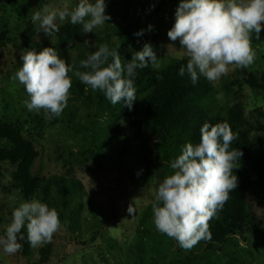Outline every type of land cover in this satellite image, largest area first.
Instances as JSON below:
<instances>
[{"label":"trees","instance_id":"trees-1","mask_svg":"<svg viewBox=\"0 0 264 264\" xmlns=\"http://www.w3.org/2000/svg\"><path fill=\"white\" fill-rule=\"evenodd\" d=\"M56 24L60 30L54 32L58 42L55 49L69 64L66 52L82 48L83 30L78 24H72L70 18ZM141 30V27L133 22L119 26L115 30L123 63L130 61L133 54L142 50L146 43H150L158 55L160 33L155 30L143 31L142 35H136ZM10 32L11 30L0 34V41L7 40L6 45L11 43ZM30 36L29 31L28 37L25 36L26 41ZM102 44H107L110 49L114 47L108 42ZM98 48L91 47L88 52L69 64L73 67V72L69 74L72 79V99L87 106L84 119L76 106L66 107L62 113L61 119L67 123L72 134L81 137L85 144L84 149H81V156L76 157L75 162L85 163L95 159L102 165L104 160H109L117 167L116 160L127 156L129 151L136 150L139 155L136 158L137 162L144 159L145 165L139 182L149 184L154 179H164L172 174L171 162L181 154L186 143L199 142L200 128L205 122L212 125L228 122L232 131L238 134V139L231 147L243 153L240 161H237L239 167L233 173L238 177V187L230 193V199L219 210L217 218L210 221L211 238L201 240L197 244L204 245L203 255L196 254L197 258L204 262L195 260L194 252H191L192 256L186 257L183 252L185 249L178 246L169 264H247L239 257L237 250L230 255L232 262L220 260L215 263L212 262V256L219 251L227 254L225 248L228 245L236 247V237L245 239L250 234L264 235L263 219L256 212V206L264 202V110L258 108L248 117L244 99H236L242 96L243 87H248L264 100V71L259 74L250 73L242 78L243 83H240V80L225 78L222 82L223 95L232 99L231 103L220 100L214 81L200 75L193 84L187 72L183 76L179 75V69L186 68L188 57H172L170 62L159 70L153 68L149 61L148 67L137 69L134 78L136 101L129 110L123 101L112 104L103 92L93 91L74 75L76 70L86 71L79 67L80 61L87 59ZM234 86L239 87V90L234 91L232 89ZM31 112L28 111L31 125L43 128L44 117ZM103 118L112 121L103 127L98 123ZM99 133H102V141L96 138ZM151 141L154 148L150 146ZM114 145H118V148ZM38 157L35 142L26 135L24 125L0 116V164L9 165L13 169L11 175L13 190H9L14 192L11 201H15L14 204L0 198V224L8 225L13 210L21 202L30 201L35 197L50 208H55L61 223L77 232L79 214L71 206V201L80 185L73 176L72 162H66L69 169L67 176L45 177L34 172ZM0 186L4 188L1 184ZM3 190L7 191L6 188ZM152 205L140 218L137 232L141 238L159 234L153 222ZM5 207L10 208L9 213L4 211ZM78 207L81 208V205L78 204ZM19 235L24 237L23 240L18 239L22 245L21 253L28 257L31 244L27 238L26 227ZM95 242L96 240L86 242L74 234V245L87 247ZM49 248L51 247L41 251L45 261L50 255ZM135 264L149 262L141 255Z\"/></svg>","mask_w":264,"mask_h":264},{"label":"clouds","instance_id":"clouds-1","mask_svg":"<svg viewBox=\"0 0 264 264\" xmlns=\"http://www.w3.org/2000/svg\"><path fill=\"white\" fill-rule=\"evenodd\" d=\"M105 0H79L69 11H36L31 16L39 31L51 35L59 32L56 19L70 18L80 24L83 33L93 32L111 19L106 14ZM151 25L149 29H151ZM264 28V0H180L175 12V22L167 35L172 42L179 41L186 53L187 65L179 75L187 72L193 84L200 75L209 81L226 76L230 66L248 68L256 59L253 34L260 39ZM141 32L136 35H142ZM20 59L22 67L13 80L22 84L29 96L25 101L29 111H43L48 119L60 117L71 95L73 67L62 59L54 47L37 52L24 49ZM111 61V62H109ZM150 64L159 70L162 65L152 45L146 43L135 52L132 59L123 63L119 46L110 49L101 44L87 59L80 61L74 75L93 91H101L112 104L123 101L132 109L136 101L134 78L137 69ZM238 139L228 122L212 125L205 122L200 128L198 143H186L181 154L171 162V175L159 185L152 205L155 228L175 239L178 245L190 250L201 240L210 239V221L217 218L219 210L238 187V177L233 174L243 153L231 147ZM129 213L135 212L131 206ZM26 227L27 238L33 247L50 243L54 234L64 225L59 213L37 198L21 202L12 212L11 222L4 235H0V248L6 254H15L22 245L19 235Z\"/></svg>","mask_w":264,"mask_h":264},{"label":"rangeland","instance_id":"rangeland-1","mask_svg":"<svg viewBox=\"0 0 264 264\" xmlns=\"http://www.w3.org/2000/svg\"><path fill=\"white\" fill-rule=\"evenodd\" d=\"M78 2L79 0H0V34L11 30V43L6 45L7 40L0 41V116L19 121L24 125L26 135L35 142L39 157L35 162L34 172L45 177L67 176L69 169L66 162L70 161L73 164V176L80 185L71 201V206L79 214L77 232L71 227L64 226L54 234L50 243L38 247L30 245L28 257L23 256L21 250L9 255L0 248V264H135L141 255L146 257L149 264L156 262L169 264L179 246L176 240L161 232L141 238L137 232L140 218L154 203L163 179H154L149 184L139 182L145 165L144 159L137 162L136 158L139 155L136 150L129 151L127 156L116 160L118 168L109 160H104L102 165L95 159L76 163L75 158L81 156V149H84L85 145L81 137L72 134L67 123L61 119L63 115L48 119L41 111L38 114L44 117L45 126L33 127L25 104L30 98L24 86L18 80L12 79L22 67L23 61L20 56L24 49H35L39 52L45 47H57L55 33L48 35L39 31L38 23L34 25L31 21L32 14L36 11L43 12L45 8L49 11L68 8L71 11ZM105 2L106 14L111 19L95 28L93 32L82 34V48L66 52L69 64L88 52L91 47L97 48L103 42H108L116 49L119 40L115 30L129 22L137 24L145 32L156 30L160 33V50L157 57L162 67H165L172 57H187L185 51L180 49L179 41L172 42L167 35L174 25L175 12L180 0H105ZM58 22L59 17L56 19V23ZM78 25L82 28V25ZM29 31L31 36L26 41L25 36L28 37ZM259 35L260 39L257 40L253 34L252 43L257 54L254 63L248 68L230 66L231 70L226 76L214 81L221 101L232 103V99L223 95L222 82L225 78L240 80V83H243L242 78L250 73L259 74L264 71V28ZM243 88L242 96L236 99H244L247 116L250 117L258 108L264 110V100L248 87ZM232 89L239 90V87L234 86ZM69 106H76L79 114L85 118L87 106L72 99L71 95L67 104V107ZM110 120L103 118L98 123L104 127L112 121ZM96 138L102 141V133ZM114 146L118 148V145ZM150 146L154 148L152 141ZM92 149L96 153L94 147ZM0 170V184L4 187L0 186V198L13 202L11 199L14 192L10 191L13 190L11 179L13 169L9 165L0 164ZM5 188L7 191L3 190ZM129 206L133 207L135 212L129 213ZM4 211L9 213L10 208L5 207ZM256 212L264 223V202L256 206ZM6 227V223L0 224V235H4ZM74 234L86 242L93 240L96 242L87 247L74 245ZM48 247H51L50 255L45 261L41 251ZM236 247L226 246L227 254L217 252L212 256V262L218 263L220 260L232 262L230 255L237 250L239 257L247 264H264V235L250 234L245 239L236 237ZM183 252L186 257L192 256L191 252H194L195 256L203 255L204 245H196ZM195 260L204 262L197 256Z\"/></svg>","mask_w":264,"mask_h":264}]
</instances>
